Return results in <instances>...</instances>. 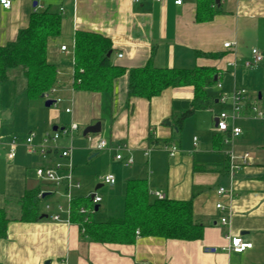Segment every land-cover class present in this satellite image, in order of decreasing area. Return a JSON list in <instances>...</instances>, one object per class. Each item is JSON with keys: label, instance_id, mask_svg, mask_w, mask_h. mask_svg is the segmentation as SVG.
I'll return each instance as SVG.
<instances>
[{"label": "crops", "instance_id": "1", "mask_svg": "<svg viewBox=\"0 0 264 264\" xmlns=\"http://www.w3.org/2000/svg\"><path fill=\"white\" fill-rule=\"evenodd\" d=\"M202 2L185 0L178 6L174 0H12L10 9L0 4V46L14 42L36 11L47 10L61 19L60 33L49 39L47 52L49 63L58 68L55 91L34 104L26 95L23 99L27 86L23 70L12 72L10 81L0 84V135L5 143L0 148V209L14 219L7 237L0 239V264H264V119L246 116L253 102L264 105V93L256 89L245 102L244 116L240 113L234 123L228 121L230 128L235 125L242 130L240 136L227 142L230 134L217 131V117L232 114L231 100L223 104L218 98L242 87V67L253 60L254 50L264 62V0H220L219 6L216 3L220 12L200 21ZM77 32L108 38L113 65L127 71L148 64L159 69L213 68L214 81L206 90L216 98L214 104L197 110L179 130L178 118L194 102L192 86L168 88L152 99H129L127 72L114 81L111 91L78 88L74 84ZM228 43L231 48H225ZM218 84L223 85L219 88ZM57 99L61 101L54 107L61 111H45L53 106L46 107V101ZM97 122L101 123L100 136L89 143L88 136L99 134L84 136V131ZM72 124L78 130L62 134L52 144L55 150L48 161L28 153L24 144L28 134H36L34 144L39 146L55 127L54 132H60ZM14 136L20 143L16 158L10 160L7 143ZM100 139L108 142V150L96 149L94 143ZM167 146H176V155L171 156ZM67 148H71L70 162L61 157ZM245 153L249 154L246 161ZM92 160L103 166L90 164ZM57 163L63 169L69 163L73 166L81 184L80 189H73V198L94 193L102 198L98 211L94 207L90 215L95 222L122 218L127 183L145 180L152 199H159L155 194L161 193L167 200L191 201L194 219L204 226L203 238L138 236L134 244L83 238L68 212L65 191L55 192L52 183L36 176L37 168ZM232 164L236 166L233 171ZM109 174L116 178L113 186L103 182ZM36 187L42 194L55 193L47 195L46 205L51 208L46 210L45 205L37 221H20L18 200ZM219 188L227 193L220 195ZM91 207L90 201L82 206ZM99 212L102 216L96 221L94 215ZM56 214L60 221L53 220ZM222 219L227 223L222 224ZM233 237L252 243V248L235 253L229 248Z\"/></svg>", "mask_w": 264, "mask_h": 264}, {"label": "trees", "instance_id": "2", "mask_svg": "<svg viewBox=\"0 0 264 264\" xmlns=\"http://www.w3.org/2000/svg\"><path fill=\"white\" fill-rule=\"evenodd\" d=\"M201 1V0H200ZM198 19L211 20L220 11L215 0H203L199 5ZM60 15L49 11L34 12L29 26L21 30L17 39L0 46V84L10 81L11 73L23 70L27 82L26 96L30 103L43 101L58 82V68L47 58L48 41L60 33ZM112 43L102 35L77 32L75 44V82L89 91H111L114 81L129 74V99H152L168 88L192 86L194 102L177 120L180 130L186 119L197 110L211 107L216 98L208 94L206 87L214 81V69H159L151 64L127 71L114 66L108 53ZM53 192L49 196H53ZM49 196L44 197L40 187L29 189L18 200L21 207L19 220L34 222L44 214ZM92 204L91 198H73L71 217L80 226L81 235L97 243L134 244L140 237H160L167 240L196 241L203 238L204 226L194 219L191 201L152 199L145 180L127 183L125 213L120 219L98 223L85 221L82 206ZM14 219L7 210L0 209V239L7 237L8 225Z\"/></svg>", "mask_w": 264, "mask_h": 264}, {"label": "built area", "instance_id": "3", "mask_svg": "<svg viewBox=\"0 0 264 264\" xmlns=\"http://www.w3.org/2000/svg\"><path fill=\"white\" fill-rule=\"evenodd\" d=\"M140 0H135V2H139ZM159 3H165L168 0H156ZM185 0H174V3L178 6H182ZM194 1V0H190ZM0 4L5 8V9H10L12 6V0H0ZM231 44H225V48H231ZM62 51H67L66 47H62ZM120 58L122 55L119 56ZM263 62V58L258 54L256 50L253 51V60L252 62H246L245 67L246 68H254L260 65ZM218 87L221 88L222 85L218 84ZM53 90L52 92H54ZM48 97V96H47ZM231 100L232 102V114L228 115L226 113H221L217 117V131L219 132H224V133H229L230 138L227 140V142H230L232 138L238 137L242 134V130L238 127H235V125H232L230 128L228 121H232L234 123L241 111L243 110V107L245 105L246 100L248 99L247 92L243 89H238L235 90L234 93L231 96H226V95H221L218 100L220 103L225 104L228 100ZM60 99L56 100V104L60 103ZM252 107V106H251ZM254 113V117L259 118V119H264V111H259L257 110L256 107L251 109ZM66 112H70V109H67ZM78 130V125L72 124L69 128L63 129L60 132H55L53 135L45 137L42 141V143L39 146H36L34 144L35 140V135L33 133L29 134L25 140L24 144L27 147V151L29 154H38L41 156V158L44 161L49 160V153L55 150V148L51 145L52 143H56L57 140L60 139V136L62 134H72L74 131ZM195 141L197 140L196 138L194 139ZM94 139L92 136H88V142L93 143ZM20 140L17 136H14L10 139V141L7 143L8 146V154L7 157L10 160H13L17 156V149L19 146ZM4 140L3 137L0 135V148L4 146ZM95 144V147L98 151H103L108 148V142L106 140L100 139L97 141ZM165 149L169 152L171 156L176 155L178 152V149L176 146H171V147H165ZM61 157L69 160H71V148L63 149L61 151ZM118 160H122V156L118 155L116 157ZM249 158V154L245 153L244 154V161H246ZM128 163H132V160H128ZM235 165H231V171L235 169ZM36 176L40 181L43 182H48L52 183L54 185V190L55 192H59L61 188L65 191V197L67 198L70 209L69 213H71V202L73 200V195L72 191L73 189H80L81 184L76 181L74 173H73V166L71 163H69V167L67 169H63L62 165L60 163H57L53 166H41L36 169ZM103 182L105 184H108L110 186H113L116 183V178L114 175L109 174L106 175L103 178ZM218 193L220 195H224L227 193V190L225 188H219ZM156 197L159 199H164V195L161 193H156ZM89 198H91L92 202V207L90 209L88 208H82L81 213L85 216V221L88 222L90 221V215L94 213V207H96L98 204L102 202V198L94 193L93 195H89ZM51 206L49 204L46 205V210H49ZM218 209L222 208L221 204L217 205ZM60 211L61 208H60ZM61 217L60 215L56 214L53 216V220L55 221H60ZM227 219H222V224H226ZM252 243L244 241L243 238L241 237H233L230 241V249L234 251L235 253H243L247 249L252 248Z\"/></svg>", "mask_w": 264, "mask_h": 264}, {"label": "rangeland", "instance_id": "4", "mask_svg": "<svg viewBox=\"0 0 264 264\" xmlns=\"http://www.w3.org/2000/svg\"><path fill=\"white\" fill-rule=\"evenodd\" d=\"M248 62H252L251 60H247ZM246 61V62H247ZM245 62V61H244ZM244 62H242V64L244 63ZM245 62V63H246ZM240 65V64H239ZM239 68H240V66H239ZM253 72H255V74H253ZM229 74H232V73H229ZM229 74H227V75H229ZM240 81L243 83V85H242V87H240V88H238V89H243V90H245L246 92H247V96H248V98L250 97V95H253L254 96V94H255V92H257V90H260L261 92H263L264 93V62H262L260 65H258L257 67H254V68H243L242 67V71H241V77H240ZM223 85V84H222ZM257 89V90H256ZM233 93H234V91H233ZM232 93V94H233ZM231 94V95H232ZM26 94H24V96H23V99H25L26 98V96H25ZM230 95V96H231ZM254 107H256L257 108V110H259V111H264V105H263V101L262 102H259V101H257V102H253L252 103V107H251V109L252 108H254ZM250 109V110H251ZM45 111H47V112H52V111H61V107H57V109H55V107H54V105L52 106V107H50V108H46V110ZM243 111H244V108H243ZM251 112V114H248V115H246L248 118H253L254 119V113H253V111L251 110L250 111ZM249 112V113H250ZM25 115H26V113H25V110H24V118H25ZM229 115V114H228ZM231 115V114H230ZM244 116V113H242L241 112V117H243ZM21 121H22V124H24V120H22V119H20ZM51 133H52V135L55 133L54 131H51ZM35 134V133H34ZM29 135V134H28ZM36 135V134H35ZM98 136H100V134L99 135H92V137L93 138H97ZM57 142H59V140H57ZM52 144H54V143H52V141H51V145ZM110 148V146H108V148H107V150ZM106 151V150H105ZM104 151V152H105ZM40 156V155H39ZM41 157V156H40ZM95 160V159H94ZM94 160H92V161H90V164L92 163V164H94V165H100V163H98V164H95V161ZM101 166H103V165H100V167ZM107 187L106 186H104V187H102L100 190H98V192H101L102 190H104V189H106ZM95 190V189H94ZM102 212H103V210H101ZM102 212H99V213H101L100 215H98L99 213H96L95 215H94V218H95V220L96 221H99V219H100V217L102 216Z\"/></svg>", "mask_w": 264, "mask_h": 264}, {"label": "water", "instance_id": "5", "mask_svg": "<svg viewBox=\"0 0 264 264\" xmlns=\"http://www.w3.org/2000/svg\"><path fill=\"white\" fill-rule=\"evenodd\" d=\"M217 5L219 6L220 4V0H216ZM36 6V3H35ZM112 54V52L108 53V57H110ZM56 103L55 100H47L45 105L46 107H50L52 105H54ZM54 131H57V127L54 128ZM101 132V123L97 122L95 125L89 126L85 129L84 131V136H88L89 134H100ZM47 195H49V193H45L44 197H46ZM96 211H98L99 207L98 205L95 207Z\"/></svg>", "mask_w": 264, "mask_h": 264}]
</instances>
